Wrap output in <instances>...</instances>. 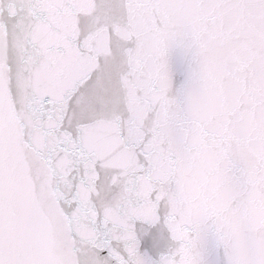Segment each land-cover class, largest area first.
I'll return each mask as SVG.
<instances>
[{"label": "snow or ice", "instance_id": "1", "mask_svg": "<svg viewBox=\"0 0 264 264\" xmlns=\"http://www.w3.org/2000/svg\"><path fill=\"white\" fill-rule=\"evenodd\" d=\"M0 264H264V0H0Z\"/></svg>", "mask_w": 264, "mask_h": 264}]
</instances>
